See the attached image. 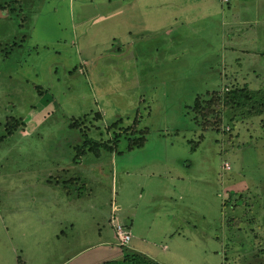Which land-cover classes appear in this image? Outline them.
I'll use <instances>...</instances> for the list:
<instances>
[{"label": "rangeland", "instance_id": "374dc122", "mask_svg": "<svg viewBox=\"0 0 264 264\" xmlns=\"http://www.w3.org/2000/svg\"><path fill=\"white\" fill-rule=\"evenodd\" d=\"M14 2L0 11V264H67L102 237L77 255L117 258L112 204L162 264H264V114L217 100L264 87V0ZM8 116L24 127L6 134ZM118 118L136 122L104 149ZM84 136L102 142L76 157Z\"/></svg>", "mask_w": 264, "mask_h": 264}, {"label": "trees", "instance_id": "16d2710c", "mask_svg": "<svg viewBox=\"0 0 264 264\" xmlns=\"http://www.w3.org/2000/svg\"><path fill=\"white\" fill-rule=\"evenodd\" d=\"M14 1H18V0H6L4 2H0V11L6 10L7 3L11 4L10 7L12 9V6L15 3ZM15 44H16V42L10 43L9 48H11V46L13 47ZM1 52L3 53V50ZM37 86H36V88L40 89L41 86L40 85H37ZM45 91L46 90L43 89V91H41L40 93L43 94ZM217 100L220 101L223 109H225L227 111H232L231 112L232 115H235L234 111H239V115H245V116H260V115L264 114V87L251 89L246 85H241V86L234 85L230 88H227L223 93L218 94ZM217 100H216V102H217ZM203 101L204 100H202L199 95H197L194 99V102L192 104V109H193L192 112L194 113L193 114L194 122L198 123V119H197L198 116L205 118V113L203 111L209 105L210 100H207L206 102H203ZM121 121H122L121 118L115 119L114 121L109 123V125L107 126L111 130L118 128L120 131L113 132L112 136L105 141L107 143H103L104 149H109L110 146L108 145V143H115L119 139L118 137L121 134H124L125 132L128 133V131L130 129H132V126L135 125V122H136L135 121L130 126L124 127V126H121ZM74 122L75 121H73L71 124H69V126L72 127ZM19 124H21L22 127H24L23 125L25 124V121H23L21 119V117L18 118V117H9L8 116L6 119V122H5L6 134L12 133L18 127ZM133 131L134 130H131V132H133ZM82 135H83V133H82ZM3 136L4 135L0 136V140L3 138ZM138 140H139L138 142L134 141V142H131L132 144L131 143L128 144L127 148L131 149L134 146H136V147L141 146L143 143V137L138 138ZM89 142H93L94 144L87 146V144H89ZM101 142L102 141H97V140L90 138L88 136L87 137L84 136L80 145L75 146L77 151L79 148L81 150V152H80L81 154H79L77 152L76 157H80L83 154H85L84 153L85 151L83 152V148H85V147L87 150L99 149L98 145ZM228 224H229L228 236H229V233L235 235L238 232V230L240 229L239 225L233 219H231V222L229 221ZM126 228L128 229L127 226H126ZM228 236H227V241L229 239L233 240L232 238H228ZM256 250H257V253H259V254L263 253L262 248H258ZM257 253H255L254 256H256ZM20 263L23 264L22 262H20ZM101 264H161V263H159L158 261L148 257L147 255H145L141 252L132 250V249L128 248V246H127V247L122 248L121 258L114 259V260H107V261L102 262Z\"/></svg>", "mask_w": 264, "mask_h": 264}, {"label": "crops", "instance_id": "0c3cea01", "mask_svg": "<svg viewBox=\"0 0 264 264\" xmlns=\"http://www.w3.org/2000/svg\"><path fill=\"white\" fill-rule=\"evenodd\" d=\"M119 212H120V211H119ZM119 217H120V216H119ZM108 219H109V217H108ZM119 219L121 220V217H120ZM124 225L127 226L128 229H130V226H129V225H127L126 223H125ZM113 235H114V234H113ZM133 238H136V236L133 237ZM114 239H115V237H114ZM142 239H144V238H142ZM143 241H145V240H143ZM146 241H147V240H146ZM146 241H145V242H146ZM107 244H110V242H109V238H107V237H106V238H105V237H102L101 239L97 240V242H96L95 244H88V245H86L84 248H81L80 250H78V251H76L75 253H73V255H72L71 257H69V258L66 259L67 264L69 263V260H70L72 257L77 258V261H76L75 264H101L102 262L107 261V260H114V259H107V260H98V261H100V262H93V261H95V259H94V255H99V256H101V254H103V251H100V253H94L93 255H91V256H89V257H80L81 255H77L79 252L83 251L84 249H87V248L92 247V246H94V245H102V247H103V246H105V245H107ZM115 244H116V240H115ZM128 248H130V249H132V250H135V251H138V252H141V253L147 255L148 257H150V258H152V259L158 261L159 263H161V261L157 260V259H156L154 256H152L147 250H144V249L138 247V244H136L135 241H133L131 244H129V245H128ZM121 255H122V253H121V254L119 253V256H118L117 258H115V259H119V258H121ZM75 258H74V259H75ZM22 263H23V264H26L24 261H23ZM60 263H61V262H60ZM60 263H58V264H60ZM20 264H21V263H20ZM161 264H162V263H161Z\"/></svg>", "mask_w": 264, "mask_h": 264}, {"label": "built area", "instance_id": "2783aa9c", "mask_svg": "<svg viewBox=\"0 0 264 264\" xmlns=\"http://www.w3.org/2000/svg\"><path fill=\"white\" fill-rule=\"evenodd\" d=\"M224 166L226 168L229 167L227 163H224ZM118 209L119 207L117 205L112 204V212L109 221L114 230L116 245H118L119 247H127L132 238V235L129 229H127L126 226L119 221V218L116 214Z\"/></svg>", "mask_w": 264, "mask_h": 264}]
</instances>
